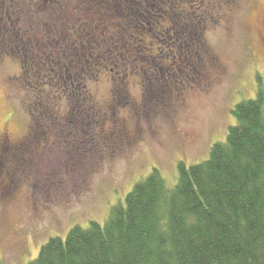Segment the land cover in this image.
<instances>
[{"label":"rangeland","instance_id":"obj_1","mask_svg":"<svg viewBox=\"0 0 264 264\" xmlns=\"http://www.w3.org/2000/svg\"><path fill=\"white\" fill-rule=\"evenodd\" d=\"M159 1L154 34L186 29L170 58L145 0H0L2 264L105 224L154 169L173 187L264 89V0Z\"/></svg>","mask_w":264,"mask_h":264},{"label":"trees","instance_id":"obj_2","mask_svg":"<svg viewBox=\"0 0 264 264\" xmlns=\"http://www.w3.org/2000/svg\"><path fill=\"white\" fill-rule=\"evenodd\" d=\"M159 2H144L162 13L153 16L154 27L143 24V37L155 36L167 46L162 56L170 58L177 33L186 29L173 12L172 25L179 28L158 38L154 30L167 13ZM232 114L237 123L226 142L214 145L201 164L180 162L173 187L154 169L105 224L76 226L65 239H50L29 264H264V89Z\"/></svg>","mask_w":264,"mask_h":264},{"label":"flooded vegetation","instance_id":"obj_3","mask_svg":"<svg viewBox=\"0 0 264 264\" xmlns=\"http://www.w3.org/2000/svg\"><path fill=\"white\" fill-rule=\"evenodd\" d=\"M4 6V5H3ZM3 6H0V7H3ZM181 21H182V19H181ZM180 25H181V23H180ZM174 29H176V28H174ZM186 31V30H185ZM185 31H181L182 33H184ZM181 32L179 33V34H181Z\"/></svg>","mask_w":264,"mask_h":264}]
</instances>
